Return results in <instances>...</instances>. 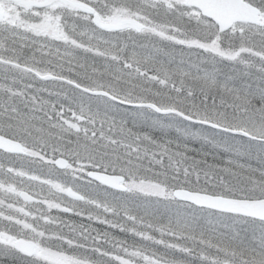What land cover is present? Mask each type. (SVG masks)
Returning a JSON list of instances; mask_svg holds the SVG:
<instances>
[{"label": "snow or ice", "instance_id": "6c2138e0", "mask_svg": "<svg viewBox=\"0 0 264 264\" xmlns=\"http://www.w3.org/2000/svg\"><path fill=\"white\" fill-rule=\"evenodd\" d=\"M0 264H264V0H0Z\"/></svg>", "mask_w": 264, "mask_h": 264}]
</instances>
